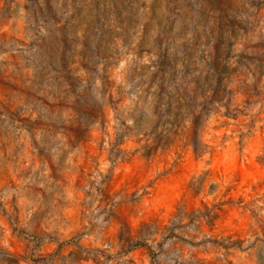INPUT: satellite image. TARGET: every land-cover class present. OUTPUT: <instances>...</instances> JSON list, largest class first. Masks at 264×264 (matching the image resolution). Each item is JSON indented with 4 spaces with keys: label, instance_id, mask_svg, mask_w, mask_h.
Returning a JSON list of instances; mask_svg holds the SVG:
<instances>
[{
    "label": "rangeland",
    "instance_id": "374dc122",
    "mask_svg": "<svg viewBox=\"0 0 264 264\" xmlns=\"http://www.w3.org/2000/svg\"><path fill=\"white\" fill-rule=\"evenodd\" d=\"M178 87L220 90L200 150L185 133L148 156ZM207 207L153 251L120 241ZM87 254L264 264V0H0V264Z\"/></svg>",
    "mask_w": 264,
    "mask_h": 264
},
{
    "label": "trees",
    "instance_id": "16d2710c",
    "mask_svg": "<svg viewBox=\"0 0 264 264\" xmlns=\"http://www.w3.org/2000/svg\"><path fill=\"white\" fill-rule=\"evenodd\" d=\"M181 90V87L176 88L177 94H180V96L183 97L182 100L167 101L162 104H157V110L155 111L157 118L149 127L154 143H146L143 145L145 154L148 156H151L159 147L165 148L170 146L185 133L186 137H188L193 144L194 149L199 152L201 147L199 143V127L204 122L208 111H210L208 104L210 105L214 103L216 99H220V90L214 89L213 93L208 95L206 100L199 105L196 104V94L198 93L196 87L192 91L193 94H195V98L188 94L187 88ZM187 120H190L192 123V133L185 131L184 122ZM160 127L161 130L158 131ZM213 211L212 208L207 207L206 209L198 208L193 212L188 213L182 208H179L170 223H164L159 219L144 221L140 225L135 236H132L130 231L122 230L120 241L130 250L148 248L150 251H153L152 246L149 243L150 239L155 241L160 234L162 238L158 244L162 246L171 238L181 237L177 227L185 225V217L189 218V223L197 222L201 221L203 218H213L215 215ZM89 257V254L79 257L76 259V263L80 264L78 262L80 259H88ZM108 258L109 256H105V260H103L100 257H94L98 264H112L108 262Z\"/></svg>",
    "mask_w": 264,
    "mask_h": 264
},
{
    "label": "clouds",
    "instance_id": "9594fccd",
    "mask_svg": "<svg viewBox=\"0 0 264 264\" xmlns=\"http://www.w3.org/2000/svg\"><path fill=\"white\" fill-rule=\"evenodd\" d=\"M121 66H123V65H121Z\"/></svg>",
    "mask_w": 264,
    "mask_h": 264
}]
</instances>
